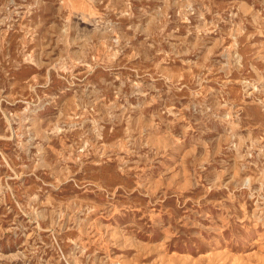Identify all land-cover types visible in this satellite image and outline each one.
Listing matches in <instances>:
<instances>
[{
  "label": "rangeland",
  "instance_id": "1",
  "mask_svg": "<svg viewBox=\"0 0 264 264\" xmlns=\"http://www.w3.org/2000/svg\"><path fill=\"white\" fill-rule=\"evenodd\" d=\"M0 264H264V0H0Z\"/></svg>",
  "mask_w": 264,
  "mask_h": 264
}]
</instances>
